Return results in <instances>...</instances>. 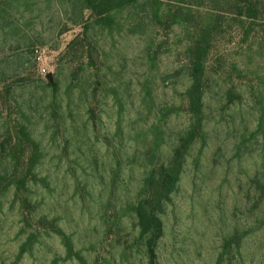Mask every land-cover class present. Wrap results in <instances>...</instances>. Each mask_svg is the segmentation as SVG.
I'll use <instances>...</instances> for the list:
<instances>
[{
  "label": "rangeland",
  "instance_id": "1",
  "mask_svg": "<svg viewBox=\"0 0 264 264\" xmlns=\"http://www.w3.org/2000/svg\"><path fill=\"white\" fill-rule=\"evenodd\" d=\"M93 2L0 0V264H264V0Z\"/></svg>",
  "mask_w": 264,
  "mask_h": 264
},
{
  "label": "trees",
  "instance_id": "2",
  "mask_svg": "<svg viewBox=\"0 0 264 264\" xmlns=\"http://www.w3.org/2000/svg\"><path fill=\"white\" fill-rule=\"evenodd\" d=\"M132 2H133V0H119V2L117 4H115L113 7L117 8V7H120L122 5L130 4ZM86 3H87L86 7H88V8L96 9L95 7H97V6H95V3L93 2V0H86ZM152 254H154V253L152 252Z\"/></svg>",
  "mask_w": 264,
  "mask_h": 264
}]
</instances>
